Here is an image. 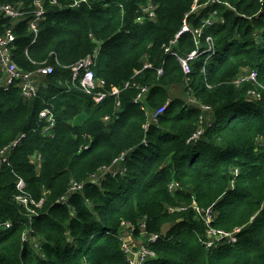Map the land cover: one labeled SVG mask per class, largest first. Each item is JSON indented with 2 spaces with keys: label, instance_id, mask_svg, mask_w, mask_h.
Masks as SVG:
<instances>
[{
  "label": "trees",
  "instance_id": "obj_1",
  "mask_svg": "<svg viewBox=\"0 0 264 264\" xmlns=\"http://www.w3.org/2000/svg\"><path fill=\"white\" fill-rule=\"evenodd\" d=\"M56 1H46L35 37L29 28L33 0H0L28 11L20 19L0 15V34L13 27L16 35V64L27 71L54 65L53 73L39 76L46 85L36 97L0 82V146L26 133L0 164V223H11L0 227V264H128L124 222L134 225V234L144 228L160 234L146 264H264V0ZM196 1L202 6L190 13ZM148 2L157 6L156 18L137 21ZM187 14L193 27L207 16L222 18L205 29L216 53L197 58L189 75L165 51ZM195 48L186 31L174 50ZM97 49L101 90L136 83L101 103L72 83L73 65ZM146 61L154 66L143 69ZM252 69L263 87H236V76ZM186 82L187 95L200 105L171 95ZM140 86H148V110L165 106L155 121L133 101ZM202 103L212 110L202 111ZM44 108L56 119L49 133L40 117ZM201 115L204 132L189 141ZM125 153L124 175L90 179ZM173 182L179 185L171 191ZM73 183L82 189L69 194ZM210 207L208 221L204 210ZM166 223L172 227L163 234ZM210 227L242 230L236 241L208 247Z\"/></svg>",
  "mask_w": 264,
  "mask_h": 264
},
{
  "label": "built area",
  "instance_id": "obj_2",
  "mask_svg": "<svg viewBox=\"0 0 264 264\" xmlns=\"http://www.w3.org/2000/svg\"><path fill=\"white\" fill-rule=\"evenodd\" d=\"M46 1L47 0H33L32 2V10L29 11L31 17L29 19V28L31 31L34 32L35 37L38 34V26L40 21L45 17L46 14ZM214 2H221V0H209L208 3ZM52 4H56V0H51ZM202 5L196 1L193 5L192 11L190 13L197 12L198 7ZM141 12L143 16L138 18L137 21L143 22L142 19H150L154 20L157 16V6L152 3L148 2L147 4L141 7ZM28 11L22 4H11V3H0V15L4 17H11L14 19L23 18ZM215 14V13H213ZM190 14H187L183 20L181 30L175 35V37L170 41L169 45L166 46L165 51L169 55H174L179 63L182 66V69L186 75H189L192 72V63L197 60V58L206 55V53L211 54L209 56H213L216 53V42L215 38L211 34H206L205 29L206 26H211L216 24L218 21H221L222 18L216 16L205 17L201 20V25L198 27H193L191 23L188 21V17ZM215 17V18H214ZM186 31L191 32L196 41V48L187 53H180L178 50H174V47L178 43V39L180 35ZM16 35L13 30V27H7L4 29L3 33L0 34V73L1 77V84L4 88L8 89L11 86H19L22 92V95L25 98H32L38 95L41 86H45L46 83H41L39 76H46L54 72V65L46 64L44 62V66L40 67L37 71H27L21 69L13 59L12 51H13V43L15 42ZM35 40V38H34ZM205 43L206 46H204ZM98 49L93 53L89 54L86 57L80 59L73 65V73H72V83L76 84L82 91L85 93L92 95L96 101V103L103 102L109 95H119L121 89H126L132 85H136L135 82L129 80L125 82L123 88L120 87H113L111 91L101 90L99 87H102L105 82L101 79H98L96 76V64H97V57H98ZM206 59L203 65L205 70L206 67ZM150 61H146L144 68L153 67ZM157 74L160 76L164 73V61L161 66L156 68ZM141 70L136 71L135 75L140 73ZM134 75V76H135ZM133 76V77H134ZM238 79L234 80L235 83L243 85L246 82H255L258 83L259 86H262L258 81V72L254 69L245 71L243 73H239ZM263 87V86H262ZM140 91L134 97V103L140 104L141 109L144 110L149 120H157L158 117L164 113L165 106L160 109L156 110H148L147 106L143 103L145 95L148 91V86H140ZM249 93L253 96L255 100H261L262 94L256 90H249ZM198 102L197 100H193ZM118 105L120 102L118 101ZM209 105L202 104L201 109L202 111H207L209 109ZM41 119L46 120V125L44 126L45 133H49L50 130L55 126L56 119L53 111L50 108H44L40 111ZM203 115H201V120ZM203 129L200 127L193 133V135L189 138V141L198 139L202 133ZM26 136V133H20L13 141L8 143L7 145L0 146V164L6 161L9 156L18 148L21 144L23 138ZM35 159L40 160V156L35 155ZM118 159V158H117ZM116 159V160H117ZM115 160V161H116ZM114 161V162H115ZM108 168V167H105ZM109 169V168H108ZM179 184L177 182H173L170 184V190L173 191L177 188ZM18 187L22 189L24 187V181L19 180ZM82 189V184L80 183H73L69 194L76 192ZM68 194V195H69ZM63 201H66V197H63ZM24 203L27 205L26 198H24ZM196 211L202 212L203 210L198 207L195 203L193 204ZM179 210L185 209L186 206L177 207ZM175 208L172 209L174 211ZM205 218L209 221L213 217V212L211 207L204 210ZM127 230L129 229L130 236L134 234V225L131 222H124L122 224ZM11 223L5 222L3 225L0 223V227L9 228ZM143 227H145L143 225ZM242 227H236L233 230H224V229H217V228H208V239L206 240V244L208 247H215L218 243H231L236 241L237 235L241 232ZM127 235V234H126ZM124 232L122 233L121 238V246L123 252L126 254V258L128 264H146V262L154 257L155 253L151 249V245L156 242L160 236L159 233L154 234H147L145 228L141 230L139 235L145 237L143 242L139 245L131 244L127 239ZM135 255L136 259H132L130 256Z\"/></svg>",
  "mask_w": 264,
  "mask_h": 264
},
{
  "label": "rangeland",
  "instance_id": "obj_3",
  "mask_svg": "<svg viewBox=\"0 0 264 264\" xmlns=\"http://www.w3.org/2000/svg\"><path fill=\"white\" fill-rule=\"evenodd\" d=\"M199 8L200 7H198L197 11H199ZM195 15L197 16V14H195ZM238 77L239 76H236V79H238ZM235 84H236V87H238L240 89L242 88L241 84H237V83H235ZM186 85H187V82L184 83V84H181L179 86H174L172 89H170L171 95L177 96V97H182V98H184L187 101V103L188 102L189 103H197V102L193 101V100H196V98L194 96L187 95ZM197 104H199V103H197ZM202 104H204V103H202ZM209 107L210 108L207 111L210 112L212 110V107L210 105H209ZM204 119H205L204 116H203L202 120L200 119L197 129L201 127L203 129V131H204V126H203ZM151 121L152 120H149V122H151ZM126 155H127V153H125L124 155L120 156L110 167H108L109 169L108 168H102V169L98 170L99 172L91 175L92 177L90 179L93 180V181H100L101 179L105 178L107 174H112V173L113 174H118L119 173L121 175H124L127 172V167H126V164H125ZM37 160H39V159H37ZM20 201H22L24 203V198H20ZM122 228L124 229L123 230L124 234L125 235L127 234L126 235V237H128L127 240L131 244L133 243V244L139 245L145 239V237H143L142 235H139V234H132V236H130L129 229L127 230V228H125L124 226ZM130 257L132 259H136L135 255H131Z\"/></svg>",
  "mask_w": 264,
  "mask_h": 264
},
{
  "label": "water",
  "instance_id": "obj_4",
  "mask_svg": "<svg viewBox=\"0 0 264 264\" xmlns=\"http://www.w3.org/2000/svg\"><path fill=\"white\" fill-rule=\"evenodd\" d=\"M172 227V223H166L162 226L161 230L163 234H167L169 229Z\"/></svg>",
  "mask_w": 264,
  "mask_h": 264
}]
</instances>
